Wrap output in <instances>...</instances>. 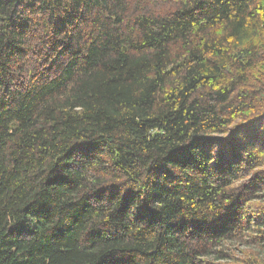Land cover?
<instances>
[{
    "label": "trees",
    "instance_id": "obj_1",
    "mask_svg": "<svg viewBox=\"0 0 264 264\" xmlns=\"http://www.w3.org/2000/svg\"><path fill=\"white\" fill-rule=\"evenodd\" d=\"M263 161L264 0H0V264L264 250Z\"/></svg>",
    "mask_w": 264,
    "mask_h": 264
},
{
    "label": "rangeland",
    "instance_id": "obj_2",
    "mask_svg": "<svg viewBox=\"0 0 264 264\" xmlns=\"http://www.w3.org/2000/svg\"><path fill=\"white\" fill-rule=\"evenodd\" d=\"M261 166L264 169V161L262 162ZM255 205L256 206L264 205V192L262 193V199L256 201ZM224 249L225 252L228 253L230 257H228L227 259L221 258V260L212 259L210 260L212 264H234L237 260L245 259L251 254L258 256V258L264 262V250L260 249L250 241L249 242L244 241L239 243L235 242L234 244L233 243L228 244Z\"/></svg>",
    "mask_w": 264,
    "mask_h": 264
}]
</instances>
